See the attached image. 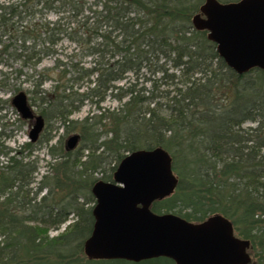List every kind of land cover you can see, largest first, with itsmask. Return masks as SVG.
I'll use <instances>...</instances> for the list:
<instances>
[{
  "label": "trees",
  "instance_id": "16d2710c",
  "mask_svg": "<svg viewBox=\"0 0 264 264\" xmlns=\"http://www.w3.org/2000/svg\"><path fill=\"white\" fill-rule=\"evenodd\" d=\"M30 1L0 4V63L8 66L6 60L19 59L34 66L53 53L60 34L74 42L92 65L68 60L67 73L53 77L50 97L39 88L51 80L49 69L36 72V88L29 93L39 100L29 99L37 102L45 120L60 119L70 124L65 126L70 131L79 127L82 141L93 130L92 142L83 145L86 154L50 146L55 159L51 173L41 176L33 190L29 186L37 167L25 161L29 154H22L32 143L18 151L0 143L5 159L0 160V264H174L167 258L89 259L83 249L92 230L93 206L86 204L94 200L95 182L112 179L123 151L157 146L171 152L178 183L153 210L173 211L192 221L220 214L249 241L248 264H264V70L237 74L219 56L207 31L193 26L204 0H35L40 7L30 14L44 9L57 19L21 28L12 24L24 18L19 6ZM148 72L158 79L146 77ZM128 73L133 80L118 85ZM3 76L0 90L7 87ZM107 96L119 105L98 107V115L80 123L69 118L84 101L98 105ZM6 102L0 100V110ZM246 122L255 125L242 127ZM105 124V138L98 142L95 129ZM107 155L115 164L97 178L93 172L107 162ZM70 218L62 232L49 236V230Z\"/></svg>",
  "mask_w": 264,
  "mask_h": 264
},
{
  "label": "water",
  "instance_id": "95a60500",
  "mask_svg": "<svg viewBox=\"0 0 264 264\" xmlns=\"http://www.w3.org/2000/svg\"><path fill=\"white\" fill-rule=\"evenodd\" d=\"M192 24L207 31V38L215 43L219 56L237 74L252 68L264 70V0H204L192 17ZM11 104L23 119H34L28 140L35 141L43 127V118L34 115L23 91L13 95ZM77 140L78 135H71L66 147L74 148ZM171 166V157L164 148H141L119 161L112 181L95 182L92 230L83 244L87 258L140 261L164 255L176 264H248L251 261L247 251L249 241L235 237L231 222L224 216L215 214L202 224H194L172 214H151L143 197L162 174L170 182L168 193L173 191L177 179ZM131 201H140L142 206L137 208ZM165 219L174 220L172 229L167 231L170 239L178 245L189 242L181 255L169 245L158 246ZM220 222L225 224L222 232L227 238L222 254L196 263L198 241Z\"/></svg>",
  "mask_w": 264,
  "mask_h": 264
},
{
  "label": "rangeland",
  "instance_id": "374dc122",
  "mask_svg": "<svg viewBox=\"0 0 264 264\" xmlns=\"http://www.w3.org/2000/svg\"><path fill=\"white\" fill-rule=\"evenodd\" d=\"M23 0H0V4H10V3H21ZM35 0H31L28 4L27 7H22L19 6L20 9H24L22 15L24 18L20 19H15L12 20L11 23L14 24L15 26H18L21 28L22 26H28L30 27L31 25L33 26L35 23L40 24L41 22L45 21H55L57 19V15L52 12V11H46L42 9L41 11L43 15L41 14H33L28 11H34L35 9H38L40 5L34 3ZM67 17L62 19V22H66ZM62 28V25H60ZM52 50L53 53L48 55V56H43L36 65L32 66L30 64H25L22 65V62L13 59H8L6 62L8 63V66L0 63V79H2L4 76V73L7 75L8 79L5 81L6 83V90H0V100H8L3 106V109L0 110V143H2L4 146L10 147V148H15L17 151L20 150V146L25 144L26 142H31L32 143V149H24L22 151V154H29V156L25 157L26 160L32 161L36 165V172L34 173V181L30 184L29 187L33 188L37 185V182L40 180L41 176L44 174H50L51 173V168L49 164L54 163L55 159L51 157V155L48 152V148L50 146H55V147H60L64 146L66 147V140L69 138L71 135L76 134L78 135L79 133V127L74 129L73 131H70L69 127L65 126H70V124H62L60 119L56 118H51L49 120H45V127L43 130H41L38 133V139L35 141H29L28 139V133L32 127L33 121L29 119H23L20 114L16 111V109L13 107L11 104V98L15 93L18 91H23L26 94L27 97V103L31 110L35 113H39V109L37 106V102L39 100V95L35 96L34 94L29 93L30 90L35 89L36 86L34 83H36V72H40L43 69L48 68L50 79L47 80L46 82H43L42 85H40V89L46 90V93L43 95L45 97H50L51 96V85L52 82L54 81L55 76H59L61 73L65 71V74L67 73L68 66L67 62L68 60L74 61H79L80 64H83L84 67H90L92 65L90 58L85 57L81 55V52L77 45L68 40L65 36L62 34L59 35V39H57L56 43L52 45ZM73 54H76L73 56ZM5 58V57H4ZM3 58V60H4ZM72 58V59H71ZM59 61L62 63L58 67H54ZM21 70V74L18 76L16 74V70ZM66 76V75H65ZM146 77H150L151 79L156 78L158 79V74L150 75V73L145 74ZM67 77V76H66ZM133 75L131 73H128L126 75L125 80L118 82V85H126L129 83V80H133ZM93 78V77H92ZM140 81V80H139ZM149 82L147 81L144 83V86L148 87ZM159 82L161 84L162 80L159 79ZM139 86V84H138ZM162 86V85H161ZM19 87L17 91L14 89ZM9 88V90L7 89ZM80 90V89H79ZM50 92V93H47ZM30 96H34L35 100L37 102L32 103L31 100L29 99ZM119 105V103L109 96L105 97V99L100 102L98 105H95L94 103H91L90 101H84V103L80 106L78 110H75L69 118L73 121L79 122L86 116H94L99 114V108H105L112 110L113 108H116ZM103 122H108L107 119ZM79 123L76 125L78 126ZM75 124V123H73ZM255 125L254 123H249L246 122L242 124V127H247V126H253ZM109 124L105 125H100L98 128L95 129L94 134H99V140H102V138H105V133L103 132V128H108ZM92 133L93 130L89 133H86V139L82 141L80 139V136L78 135V140L75 144V147L72 148L73 150L75 149H81L83 145H89L92 141ZM48 135H51V138L48 142L44 141V138ZM109 136V134H108ZM100 150V149H99ZM98 150V152H99ZM83 154L87 153V149H83ZM167 151V150H166ZM171 157V152L167 151ZM129 152H122V154L125 156ZM0 160H5L3 157H0ZM105 162L103 166L99 167L96 169L95 172H93V175L97 178H99L102 175L109 174L111 172L112 166L115 164L113 157L107 155L105 156ZM58 161V159H57ZM4 163V162H3ZM173 164V163H172ZM174 175L177 177V173L173 171ZM178 179V178H177ZM45 192V190L41 191L39 195H42ZM95 200V199H94ZM91 201L86 204V207H92L95 203V201ZM72 219L70 218L66 223L62 224L59 229H51L48 231L49 236H54L60 232L63 231L64 227L67 225L68 222H71ZM248 252H250L248 250ZM95 264H100V263H95ZM115 264H127L123 262L115 263Z\"/></svg>",
  "mask_w": 264,
  "mask_h": 264
},
{
  "label": "flooded vegetation",
  "instance_id": "af4514ba",
  "mask_svg": "<svg viewBox=\"0 0 264 264\" xmlns=\"http://www.w3.org/2000/svg\"><path fill=\"white\" fill-rule=\"evenodd\" d=\"M27 98V97H26ZM34 115H41L39 113H35L33 112ZM41 117L43 118V127L41 130L44 129L45 125V118L41 115ZM31 121H33L32 125L34 124V119L31 118L29 119ZM38 139V137H37ZM36 139V140H37ZM33 142V141H32ZM67 148V147H66ZM172 168V166H171ZM174 174V173H173ZM176 177V176H175ZM177 179V177H176ZM108 181H112L108 180ZM178 183V179L176 181V184L173 188V191L168 193V188L170 185V182L168 181V178L165 174H162L157 183L146 193V195L143 197V201L144 202H148V209L151 212V214L153 215H164V214H172L175 215L177 217H179L180 219H183L187 222H191L194 224H202L205 221H207V219H209L210 217H213V215L206 217L205 219L201 220V221H192V220H187L184 217H182L181 215L177 214L176 212L173 211H160V212H156L153 210L154 207H157L158 204H160L161 201H163L164 199L170 197L174 191L175 188L177 186ZM134 203L136 205V207H141L142 204L140 201H131V204ZM174 220L172 219H165L163 220V224H162V231H163V236H162V240L159 242L158 246L162 247L165 245H169L170 247H173L174 250L179 253L180 255L183 254V248L187 245L189 246V242H187L186 244H177V241L174 239H170L167 236V231L172 229V224H173ZM171 226V227H170ZM225 224L223 222H220L219 224H217L216 226H214L213 228H211V232L206 235L205 237H203L202 240L198 241L197 243V251L195 253V261H197L196 263H201L205 261V258H217L218 256H220L221 250H223L226 246V235L224 232H222V230L224 229ZM233 235L237 238H240L234 231L233 229ZM157 258H167L173 261L174 264H176L174 262L173 259L164 256V255H159L156 257H151V258H145V259H141L140 261H132V262H141V261H147V260H151V259H157ZM103 260V259H102ZM107 260H111V259H107ZM118 260H125V259H118ZM204 260V261H203ZM126 261H130V260H126Z\"/></svg>",
  "mask_w": 264,
  "mask_h": 264
}]
</instances>
